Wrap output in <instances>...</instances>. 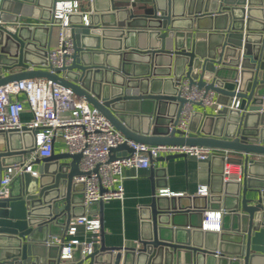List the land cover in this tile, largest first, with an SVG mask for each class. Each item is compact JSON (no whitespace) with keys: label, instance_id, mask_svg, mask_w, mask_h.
<instances>
[{"label":"water","instance_id":"95a60500","mask_svg":"<svg viewBox=\"0 0 264 264\" xmlns=\"http://www.w3.org/2000/svg\"><path fill=\"white\" fill-rule=\"evenodd\" d=\"M59 1L0 0V85L51 80L85 99L126 139L209 147L217 166L208 194L190 196L186 205L159 194L163 177L151 168L136 248L107 246L103 202L88 206L100 216V244L84 259L77 247L65 261L61 243L47 241L63 233L70 217L84 214L85 186L73 180L82 173L81 154L35 158L0 197V264H264V171L258 169L264 160L255 158L264 157V0H149L141 13L114 0H78L80 11L68 13L63 28L73 45L71 63L50 71ZM16 23L14 30L5 26ZM183 77L223 104L215 113L195 111L186 133L175 128L187 102L177 86ZM33 132L27 126L0 132V175L35 149ZM110 151L113 160L132 149L124 142ZM175 157L185 155L156 159ZM225 161L240 165L241 180H223ZM207 208L221 211L219 230L203 231Z\"/></svg>","mask_w":264,"mask_h":264},{"label":"built area","instance_id":"2783aa9c","mask_svg":"<svg viewBox=\"0 0 264 264\" xmlns=\"http://www.w3.org/2000/svg\"><path fill=\"white\" fill-rule=\"evenodd\" d=\"M135 0H129L133 3ZM79 1H60L54 10L57 22V44L50 47L47 54L46 69L67 66L71 63L72 41L63 33L67 26V14L78 12ZM86 21V15L83 14ZM0 24L3 22L0 21ZM15 25H5L14 30ZM179 94L186 99L180 111L176 129L187 132V126L195 112L194 103H200L204 108H211L215 113L223 104L217 102L216 93L212 90L189 86L188 79L183 77L177 85ZM235 103L234 107L238 106ZM28 111L30 119L23 120L22 113ZM29 127L34 135V147L23 160L5 167L0 175V197L9 195L13 179L25 171H31L35 158L48 157L54 150V142L61 141L65 152L80 153L78 162L82 172L73 180L83 182L84 214L70 217L63 233L53 236L47 244H60V259L69 261L73 251L80 247L81 259L92 253L100 244L101 220L98 211L88 212V206L106 202L110 199L124 198L123 170L125 168H148L151 160L170 154H184L198 160H208L212 149L198 145L159 144L150 145L126 139L117 131L111 122L85 99L77 96L71 89L44 78L21 79L0 85V132L12 130L21 131ZM126 143L132 151L124 156L109 160L110 149L121 143ZM34 173V172H33ZM240 165L225 161L222 169L224 181L242 178ZM198 195H207L208 187L201 184L197 188ZM160 195H180L168 188L158 190ZM221 211H208L203 218V229L219 230ZM81 230V232H80ZM138 245V244H137ZM86 261H83L82 264Z\"/></svg>","mask_w":264,"mask_h":264},{"label":"crops","instance_id":"0c3cea01","mask_svg":"<svg viewBox=\"0 0 264 264\" xmlns=\"http://www.w3.org/2000/svg\"><path fill=\"white\" fill-rule=\"evenodd\" d=\"M69 1V0H63ZM102 2L104 0H101ZM116 5H126L134 7L137 12H146L149 10V0H135L129 3V0H114ZM60 2V1H59ZM58 29H54L50 47L57 44ZM195 111L211 112V108H204L200 103L193 104ZM22 119L28 120L31 114L28 111L22 113ZM141 123V122H140ZM54 152H65L64 145L61 141L54 142ZM228 157L236 156L231 152H227ZM160 157V156H159ZM259 160H264V157H255ZM237 164V163H234ZM217 164H213L211 159L198 160L193 157H175L169 159H154L148 168H125L123 173L124 179V198L110 199L103 202L102 205V228L104 233V242L107 246H123L136 248L140 238V217L139 209L142 206H147L151 198V182L150 171L153 167L156 172V177L163 182L160 183L159 189L168 188L172 192H181L182 196L176 199L166 196L167 201H177L182 205L189 203L187 199L190 196L198 195L197 188L201 184H206L211 188V169ZM259 171H264V166H259ZM242 171V170H241ZM176 199V200H175ZM217 211L216 209L207 208L206 212ZM198 214L191 216L192 222H198ZM182 222L184 220H181ZM203 231H214L212 229H203ZM81 232V230H80ZM213 239L212 233L208 234ZM87 263V261L85 262Z\"/></svg>","mask_w":264,"mask_h":264}]
</instances>
